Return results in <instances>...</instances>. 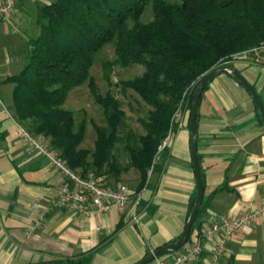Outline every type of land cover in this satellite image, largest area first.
Here are the masks:
<instances>
[{"label": "crops", "instance_id": "1", "mask_svg": "<svg viewBox=\"0 0 264 264\" xmlns=\"http://www.w3.org/2000/svg\"><path fill=\"white\" fill-rule=\"evenodd\" d=\"M26 10L23 0L11 20L0 22V264L77 259H86L87 264H136L153 250L175 242L188 217L196 192L188 113L182 110L169 146L156 156L144 184L139 172L129 166L123 142L115 145L112 154L127 170L115 175L104 168L98 178L107 187L125 185L131 192L141 193L136 209L138 224L132 222V202L123 212L112 207L90 216L51 207L64 179L41 154L26 155V145L12 117L14 86L6 82L21 72L28 52L26 42L34 37L35 22ZM229 65L253 87L264 105V65L248 57H238ZM83 85L68 93L63 108L86 120L93 109L92 105L85 107L91 94ZM113 88L118 90L116 83L110 89L114 95ZM119 92L128 109L129 125L143 135L137 121L140 112L133 106L139 105L140 98L128 90ZM71 98L74 101L69 102ZM94 110L100 113L99 125H103L102 110ZM257 114L247 90L228 74L216 76L202 92L196 121L204 181L202 221L214 215L235 218L260 207L264 199V125ZM80 147L84 148L82 143ZM93 148L94 142L89 150ZM42 209L48 212L40 218ZM197 233L195 230L193 238ZM212 246L204 243L203 253L190 264H264V213L227 244L223 256L215 258Z\"/></svg>", "mask_w": 264, "mask_h": 264}, {"label": "trees", "instance_id": "2", "mask_svg": "<svg viewBox=\"0 0 264 264\" xmlns=\"http://www.w3.org/2000/svg\"><path fill=\"white\" fill-rule=\"evenodd\" d=\"M149 4L152 20L143 23L141 16ZM35 23L39 32L26 42L21 72L6 80L14 86L13 119L55 150L69 168L83 177L92 173L97 180L104 168L115 175L127 170L112 154L123 142L129 166L139 172L142 185L154 169L176 110L181 107L189 116L191 96L202 76L229 65L235 55L264 45V0H50L38 7ZM109 43L115 59L103 64L108 91L102 96L90 70L96 54ZM134 65L144 68L142 75L119 81L116 87L132 90L149 108L143 109L144 115L138 108L143 135L133 131L122 102L110 92L112 69ZM83 84L104 119L103 125H93V150L80 147L85 118L63 108L68 93ZM195 196L196 192L188 215ZM203 211L202 202L189 239L200 228Z\"/></svg>", "mask_w": 264, "mask_h": 264}, {"label": "built area", "instance_id": "3", "mask_svg": "<svg viewBox=\"0 0 264 264\" xmlns=\"http://www.w3.org/2000/svg\"><path fill=\"white\" fill-rule=\"evenodd\" d=\"M23 0H0V22L9 21L17 12L18 5ZM248 57L251 62L264 65V45L249 49L234 56ZM182 108L179 107L174 115L167 131V134L158 147L156 156L169 146L173 134L174 125L181 117ZM19 138L26 145V155L34 153L41 154L48 164L58 172L64 179L58 196L51 202V207L63 209L81 216H90L95 213H105L110 208L123 212L130 202L133 204L132 222L138 224L139 219L136 215L141 193L131 192L125 185L116 188L105 187L95 178L92 173L85 177L81 176L59 158L57 152L51 149L44 141L31 134L23 126L15 122ZM156 156L153 164L156 162ZM152 168L148 171L150 173ZM48 209H42L39 217L43 218ZM264 213V199L260 207L246 210L243 214L235 218L214 215L210 220H203L198 230L196 238H191L180 250L156 258L150 264H190L194 259L203 253V246L206 242L213 243L212 255L219 258L226 253L227 244L241 231L250 228Z\"/></svg>", "mask_w": 264, "mask_h": 264}, {"label": "water", "instance_id": "4", "mask_svg": "<svg viewBox=\"0 0 264 264\" xmlns=\"http://www.w3.org/2000/svg\"><path fill=\"white\" fill-rule=\"evenodd\" d=\"M228 74L232 78L236 79L249 93L253 104L255 105L258 115L260 117L261 122L264 125V105L259 99L257 93L253 89V87L245 80V78L231 65H222L216 69H213L202 76L197 87L195 88L190 101V109H189V117H188V129H189V146H190V154L192 160V166L195 177L196 184V196L195 200L189 213L183 231L179 238L170 244L163 245L149 254H147L144 258H142L136 264H150L156 258L161 257L163 254L167 252H176L183 248V246L189 241L191 229L195 223L196 217L198 215L199 209L201 207L203 197H204V181L203 176L199 164L198 153H197V107L198 102L201 97L202 92L206 88V86L219 74ZM40 264H56V263H40Z\"/></svg>", "mask_w": 264, "mask_h": 264}, {"label": "rangeland", "instance_id": "5", "mask_svg": "<svg viewBox=\"0 0 264 264\" xmlns=\"http://www.w3.org/2000/svg\"><path fill=\"white\" fill-rule=\"evenodd\" d=\"M167 1L170 3H178L180 0H167ZM49 2H50V0H26V9H27L26 12H27L28 16L30 17V20L35 22V17H36V12H37L38 7L43 6L45 4H48ZM151 20H152V11H151V6L149 4L146 7L145 12L141 16V21L143 23H148ZM33 24H34L35 29H33L32 35H34V37H36V35H38L39 30H38L36 23H33ZM36 31H37V34H36ZM2 50L4 52L6 49L2 48ZM114 57H115V55H114V48H113L112 43L106 44L96 54L93 67L90 70V76L94 79L95 83L97 84V91L102 96L105 95V93L108 89L106 86L105 80L103 79L102 67H103V64L105 62L113 61ZM143 72H144V68L139 66V65H134L132 67L125 68V69H122L119 67H114L112 69V73L110 75V81H111V83L115 84L119 81L132 80L136 77H139ZM83 86H84V88H87L85 85H83ZM119 90H120V87H118V90H116V91L113 88L114 95L117 96L121 101L122 99H121V95H120ZM126 90H128V91H130L136 95V93H134L132 90H130V89H126ZM89 98H90V100H89ZM89 98H88V100L90 102H87V101L84 102V104H86L85 107H89L92 105L93 110L95 107L101 111L99 105H97L95 103L93 98L91 96ZM72 100H73V98H71L69 100V102ZM125 100H126V102H128V104L131 102V100L129 98H125ZM68 105H69V103H68ZM133 106L135 108L136 107L139 108L141 110L142 115L145 114V111L142 108V106H144L142 101H140L139 105L133 103ZM122 107H123V110L126 113H128V109L126 107L125 101L122 102ZM93 110L90 113H88V116L85 120V133H84V139L82 141V146L86 149H92L94 138H95L93 125H97V124L99 125V122H100V113L99 112L97 113L95 111L96 109L94 111Z\"/></svg>", "mask_w": 264, "mask_h": 264}]
</instances>
